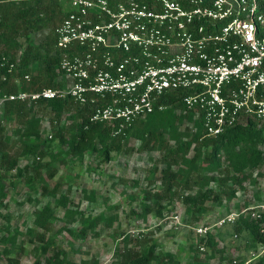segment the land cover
<instances>
[{
	"label": "built area",
	"instance_id": "2783aa9c",
	"mask_svg": "<svg viewBox=\"0 0 264 264\" xmlns=\"http://www.w3.org/2000/svg\"><path fill=\"white\" fill-rule=\"evenodd\" d=\"M58 1L69 8L54 30L67 85L3 94L0 109L8 101L68 96L91 108L90 122L120 137L158 101V109H166L162 97L181 92L205 137L264 120V0ZM249 209L260 219L264 204ZM191 230L209 233L206 226Z\"/></svg>",
	"mask_w": 264,
	"mask_h": 264
},
{
	"label": "trees",
	"instance_id": "16d2710c",
	"mask_svg": "<svg viewBox=\"0 0 264 264\" xmlns=\"http://www.w3.org/2000/svg\"><path fill=\"white\" fill-rule=\"evenodd\" d=\"M68 11L66 4L58 0L28 3L0 0V96L67 85L68 81L58 68L61 53L55 46L54 30ZM11 64L14 69L8 72ZM25 75L30 76V81L23 80ZM181 98V92L165 95L160 99V104L165 105L166 109L160 111L158 101L152 114L143 120H136L120 137H112L105 125L90 122L91 108L78 104L68 96L37 102H6L0 109V204L7 197L5 181L11 173L16 178L28 175L31 183L47 193L42 185V167L38 161L52 157V163L46 162L42 168L47 179L56 176L58 166L52 164L64 162L62 153L53 155L41 139L42 119L48 117L51 123L56 124L53 134H50L51 139L57 141L58 146H66L68 155L74 157L99 151L102 161L107 162L111 159V152L120 150V142L127 135L142 141L144 146L162 150L165 165L160 171L158 191L148 194L146 198H152L153 204L159 205L162 200H171L177 191L199 185L194 195L181 196L186 213L193 217L192 222L198 221L200 215L207 212V202L220 203L222 196L231 199L236 194V187L242 188L254 171L261 170L260 175L264 177V120H248L216 137H205L199 118L195 112L183 106ZM3 120L16 124L13 130L15 140L11 142ZM182 124L186 126L180 132L179 126ZM165 135L173 142L172 146L165 140ZM15 141L17 145L19 143L18 151L14 148L17 146ZM190 152L191 157L188 156ZM23 159L28 162L20 167ZM174 167L176 170H173ZM212 174H217V177L207 176ZM212 182H217L218 192L209 188ZM58 189L59 186H53L50 194L57 206L66 208L67 198L62 195L57 197ZM54 207L46 204L33 217L32 224L36 229L34 238L40 245L34 248L37 256L31 264H80L70 262L66 253L55 245ZM247 208L238 211L232 224L233 234L249 238L252 244L264 248V212H261L260 219H252L250 215H242ZM161 209L158 206L156 211L159 217ZM149 211L145 207L144 215ZM64 215L81 218L84 227L79 233L82 236H85L87 228L99 222L98 218L82 217V212L77 209H67ZM114 220L115 217L110 218L108 226ZM12 237L5 240L11 241ZM137 239L123 236L125 242ZM143 241L138 251L128 248L118 251L120 264H180L172 253H160L153 240H146L144 236ZM198 243L211 250L216 246L209 233L200 237ZM257 257L253 264H264V250ZM245 263L246 260L240 264Z\"/></svg>",
	"mask_w": 264,
	"mask_h": 264
},
{
	"label": "rangeland",
	"instance_id": "374dc122",
	"mask_svg": "<svg viewBox=\"0 0 264 264\" xmlns=\"http://www.w3.org/2000/svg\"><path fill=\"white\" fill-rule=\"evenodd\" d=\"M2 124L10 142L15 140L13 130L16 124L7 120H3ZM54 126L56 124L51 123L48 117L42 119V141L46 142L50 153H62L64 159L62 163L52 164L58 166L53 179H47L45 169H42L44 163H52V157L38 161L42 167V185L47 193L31 183L28 175L16 178L11 173L6 177L7 197L0 204V264H31L35 260L37 253L34 248L40 243L34 238L36 229L32 220L46 204L55 206V245L66 253L70 262L120 264L118 251L124 248L138 251L144 236L146 240H153L160 253L175 255L180 264H240L245 260V264H253L264 250L252 244L249 238L237 237L232 231V224L240 209L248 207L242 215H249L252 211L249 208L264 204L261 170L252 172L242 188L236 187V194L231 199L222 196L220 203L207 202V212L200 215L198 221L192 222L193 217L186 213L181 196L194 195L199 185L179 190L171 200H162L159 205H154L152 198H146L148 194L158 191L160 171L165 165L162 150L144 146L142 141L127 135L120 142V150L111 152V159L107 162L102 161L99 151L74 157L68 155L66 146H58L57 141L48 138L53 134ZM185 126L180 125L179 131L183 132ZM165 138L172 146L173 142L169 141L167 135ZM14 148L18 151L19 143ZM188 156L191 157L192 152ZM27 162V159L21 160L20 167ZM207 176L217 177V174ZM216 183H210L209 188L218 192ZM55 185L59 186L57 197L62 195L67 198L66 208L57 206L50 194ZM158 206L162 207L160 217L156 214ZM145 207L150 210L146 215ZM67 209H77L82 212V217L98 218L99 222L87 228L85 236H82L79 233L84 227L81 218L66 217L64 213ZM112 217L115 220L108 226V220ZM174 217L181 224L177 228ZM228 218L234 219L228 221ZM221 221L222 225H218ZM198 226L209 227V234L216 244L213 250L207 247L202 252L199 250L200 237L191 230V227ZM124 235L138 239L125 242ZM11 236V241L5 240Z\"/></svg>",
	"mask_w": 264,
	"mask_h": 264
}]
</instances>
